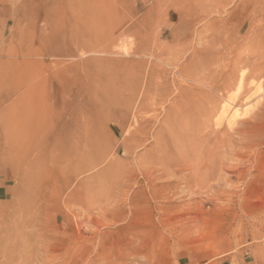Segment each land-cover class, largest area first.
<instances>
[{
	"label": "rangeland",
	"instance_id": "374dc122",
	"mask_svg": "<svg viewBox=\"0 0 264 264\" xmlns=\"http://www.w3.org/2000/svg\"><path fill=\"white\" fill-rule=\"evenodd\" d=\"M100 1L110 64L77 0H0V214L43 213L0 220V264H264V0Z\"/></svg>",
	"mask_w": 264,
	"mask_h": 264
},
{
	"label": "bare ground",
	"instance_id": "6f19581e",
	"mask_svg": "<svg viewBox=\"0 0 264 264\" xmlns=\"http://www.w3.org/2000/svg\"><path fill=\"white\" fill-rule=\"evenodd\" d=\"M81 1V0H80ZM101 1L100 0H88V3L86 4H81L78 0L76 2V6L74 8V13H75V16L78 18V24H77V30L78 31V34L75 35V46L76 48H80L81 50L85 51V50H90V51H98V52H103L105 54H108L110 55L109 58H105V59H100L101 61H109L108 64H110V62H113V57L112 55L114 54H117V49L115 47L116 45V41H117V38L118 36H115L114 35V27L112 26V23L110 22V18H107V11L104 12V10H102L101 6L102 4H100ZM103 3V2H102ZM187 8V7H186ZM107 10V9H106ZM258 26V25H257ZM75 28V27H74ZM121 29V28H120ZM119 29V30H120ZM118 30V31H119ZM129 30V29H128ZM116 31V32H118ZM76 34V33H75ZM81 34V37H79L78 35ZM83 36V37H82ZM123 36V35H122ZM120 39V38H119ZM119 41V40H118ZM117 41V42H118ZM126 44V42H125ZM120 45V44H119ZM118 45V46H119ZM117 46V45H116ZM127 46V45H125ZM124 47V46H123ZM122 48V47H121ZM120 48V49H121ZM127 49V48H126ZM125 49V50H126ZM124 50V51H125ZM254 50V49H253ZM257 50V49H256ZM206 51V50H205ZM134 53L137 55L140 53V50L137 48L135 49ZM121 54V53H120ZM200 56V55H199ZM198 57V56H197ZM207 58V56H205ZM104 58V57H103ZM209 58V57H208ZM207 58V59H208ZM117 59H115L116 61ZM122 60V59H121ZM119 61V60H118ZM124 61V60H122ZM187 69V68H185ZM182 70V69H181ZM191 70V69H190ZM185 72V71H184ZM183 73V72H182ZM191 73V72H190ZM189 73V76L191 75ZM194 73V72H193ZM194 75V74H193ZM137 76V74H136ZM135 76V78H136ZM188 78V77H187ZM193 78V77H192ZM191 78V80H192ZM199 78V77H198ZM194 79H196L194 77ZM245 79V74L242 73L241 77H240V80H239V83L242 84L243 81ZM197 80V79H196ZM195 82V81H194ZM132 85L130 86V91H132V94L129 95L130 98L129 100L131 99V102H132V99L134 98L135 96V93L138 89V85L139 83L137 82H134V83H131ZM206 85V84H204ZM209 86V85H208ZM192 88V87H191ZM149 89V84L146 85V88L144 87V90L145 92H147ZM188 89V88H187ZM200 90V89H199ZM180 92V91H178ZM197 92V91H196ZM146 96V95H145ZM144 98V97H143ZM142 98V99H143ZM146 99V97H145ZM144 99V100H145ZM143 100V101H144ZM128 102V101H127ZM141 103V102H140ZM130 104V103H129ZM126 105V104H125ZM123 106V105H122ZM128 107L131 108V104L130 106L128 105ZM127 107V108H128ZM126 108V107H124ZM137 108H141L142 109V105L138 104L137 105ZM227 109H228V106L226 103H223L221 105V110H222V113L221 114H225L227 112ZM125 110V109H124ZM129 110V108H128ZM137 110V109H136ZM169 112V111H168ZM138 114V113H137ZM167 118V117H166ZM219 120V119H218ZM119 180V179H118ZM71 183V180H68L66 182V187ZM64 185V186H65ZM162 185V184H161ZM167 185V184H166ZM156 187V186H154ZM153 187V188H154ZM167 187V186H166ZM142 188V187H141ZM164 189V187H163ZM162 189V190H163ZM146 190V189H145ZM144 190V191H145ZM149 192V191H148ZM151 192V191H150ZM153 194V193H152ZM160 195V194H159ZM158 195V196H159ZM167 206V205H166ZM165 206V207H166ZM121 209V208H120ZM109 213V212H108ZM7 214V213H6ZM0 214V220H1V223L4 222L5 218H8V219H11L12 217H14L15 219V224L17 226H20L22 224L26 225L27 224V220H30V221H33V220H37L39 221L42 217H43V213L39 210H36V211H32V212H22V213H16V215L13 214ZM73 217H77V214L76 213H71ZM114 214H110V216H107L105 213H103L102 215V220H96L95 223L100 226V227H106V226H111L113 224H115V221H117L118 219L117 218H114ZM29 221V222H30ZM35 224V223H34ZM33 225V223H32ZM38 225V224H37ZM78 225V224H77ZM80 225V224H79ZM78 225V227H79ZM166 226V225H165ZM3 229V228H1ZM36 230V229H35ZM94 232L95 233H99L100 231L97 230V229H94ZM31 233H38V237L40 238H43V241L46 243L45 246L42 247V253L38 254L39 258L41 257L42 259L45 258V260L47 261L51 256H52V253L54 252L53 251V248H52V242L54 241H58L59 239H61V237L63 238L64 237V234H60L61 231L58 233H54V234H48V235H44L41 231H38V229L36 231H31ZM77 233H78V236L80 237L81 233H80V230L78 229L77 230ZM126 233V232H125ZM58 234V235H57ZM63 235V236H61ZM120 242V241H118ZM87 243V242H86ZM116 244H117V240L114 241H107L105 243V248L102 250V251H99L97 249H95L94 251V254L95 256H99V257H104V259L107 261H109L110 263H114L116 262L115 259L112 257V253L114 251V249L116 248ZM124 244V243H123ZM147 244V243H146ZM78 245V244H77ZM130 245V242L125 239V244H124V247L123 248H128V246ZM122 246V244H121ZM78 248H81L82 249V246H78ZM122 248V247H121ZM120 248V249H121ZM119 249V250H120ZM124 250V249H123ZM121 250V251H123ZM83 255H86V252L84 251L83 252ZM105 255V256H104ZM123 255V254H121ZM57 256V255H55ZM99 259V258H98ZM103 259V260H104ZM100 260V259H99ZM98 261V260H97ZM101 262V260H100ZM120 264V262H118Z\"/></svg>",
	"mask_w": 264,
	"mask_h": 264
}]
</instances>
